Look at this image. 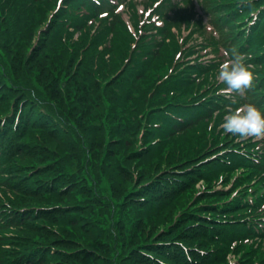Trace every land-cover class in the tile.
Here are the masks:
<instances>
[{
  "label": "trees",
  "instance_id": "obj_1",
  "mask_svg": "<svg viewBox=\"0 0 264 264\" xmlns=\"http://www.w3.org/2000/svg\"><path fill=\"white\" fill-rule=\"evenodd\" d=\"M50 1L40 0L32 10L34 4L30 0H0V5L3 6L0 9V87L5 85L4 87L10 89L9 94L0 93V112L6 109L5 112L8 113V106H12L11 101L17 97L19 85L23 96L17 100V105L23 103L27 110L36 111L30 101L37 103L39 100L51 110L57 111L67 123L68 127L64 128L62 134L40 133L38 137V133L26 134V150L29 154H24V163L27 166L39 158L50 157L57 162L54 167L59 174L64 177L72 175V154L88 147L93 149L101 141L118 142L121 157L120 168L117 170L118 160L111 164L106 161L104 167L99 158L93 157V161H90L74 156V161L79 162L82 168L81 176L86 181L91 178L94 188L99 189L98 196L104 194V203L101 218L97 211H82L83 216L79 220L67 218L55 226L54 230L60 234V243L71 244L72 247L68 250L74 251L75 245L85 243L93 246L102 238L112 237L114 242L110 250L105 251L101 247L97 250L101 256H111L112 264H138L134 249L125 250L126 239L147 240L143 243L147 244L152 239L160 237L161 240L174 236L180 237L185 243L193 244L194 225L199 224L206 214L215 213L212 209L220 192L204 191L207 186L205 184L198 189L196 184L202 178L197 174L183 173L188 168L184 164L194 159V149L189 150L184 161L172 165L158 159L165 147L156 149L154 156L141 158V152H137L133 144L138 141L141 131L149 128L151 114L154 112L149 113L150 108L137 101L128 104L136 90L127 82L118 86V93L112 87L114 82H105L107 66L112 71L116 58L121 56L117 52L120 49L119 41L113 42V37V45L105 47L103 51L99 50V45L96 46L98 37L85 47L82 44H85L87 37L72 41L68 36V29L64 28L68 12L63 10L54 18L50 13L54 5L50 6ZM36 10H40L39 16ZM34 22L45 29L39 40L40 48L33 52L45 51V57L39 59L31 54L21 62L16 58V53L32 35ZM256 59L264 64V50L254 58ZM39 61H44L45 69L41 66L37 71L28 69L29 64L37 65ZM148 63L152 65L149 71H145L143 76H134L145 86L151 84L154 76L163 69L160 59H150ZM89 70L93 72V78L88 73ZM246 99L264 114V82L260 88L248 92ZM115 109L120 110L114 115ZM3 116L10 117L9 114L0 117ZM185 130L192 131L194 128L189 125ZM210 135L211 133L206 136ZM167 137H170L168 145L175 137ZM199 146V151H203L204 145ZM110 148L112 149L111 146ZM133 158L138 159V162L132 164L130 161ZM156 160L159 162L153 166ZM224 165L223 159L212 163L209 168L210 175L216 176L223 169H226L225 173L228 172L229 168ZM146 168L148 177L142 178ZM102 173L105 175V184L101 183ZM192 175L194 179H191ZM205 180L207 184L210 182L208 178ZM150 182L151 193L149 200H146L149 190L146 186ZM188 191H193L194 197L180 207L170 224L160 230L159 226L143 229L145 221L171 209ZM85 205L101 208L100 204ZM91 230L94 233H90ZM137 246L139 245L132 247ZM126 256L127 262L124 260Z\"/></svg>",
  "mask_w": 264,
  "mask_h": 264
},
{
  "label": "rangeland",
  "instance_id": "obj_2",
  "mask_svg": "<svg viewBox=\"0 0 264 264\" xmlns=\"http://www.w3.org/2000/svg\"><path fill=\"white\" fill-rule=\"evenodd\" d=\"M40 2H36V4H39ZM191 4V3H190ZM142 5V3H140V1L138 2V8ZM51 6V4H50ZM191 8V5H189ZM38 16H39V12L40 10H36ZM129 18L131 19V15H128L126 17L127 21H130ZM178 18H179V24H182V20H183V13H179L178 14ZM132 20V19H131ZM38 29H40V24H38ZM92 29L94 30V28L90 27V29L86 30L84 33H80L78 35V38H82V37H87V35L89 33H91ZM116 38H115V42L119 41L118 46L120 47L123 44V40L126 41L125 39V34H128L126 28L123 26L121 28L116 29ZM36 40V36L34 35H30V37L28 38L25 46H23L20 50H18V52L16 53V58L23 62L24 60L28 59L31 56V48L32 45L34 44ZM113 44V43H112ZM41 53L43 54V56H41ZM38 51L35 52V54L33 55V57H37L40 59L45 57V53L44 51ZM40 66L42 67V69L44 68V61L43 62H37V65H33V64H29L28 69H33V70H40ZM32 76H35L34 74H31ZM33 79V78H32ZM197 131L195 130H190V131H186L184 134L178 135L176 136L170 144H168L167 146H165V148L163 149V151L161 152V154L158 155V159H161L164 163L168 164V165H172L173 163H177V162H182L186 159V157L189 155V150L192 151L194 149V153L192 155L193 162L196 161H201L203 159H205L206 157H208L207 153H204L205 151H199L200 146L197 144L198 138H197ZM229 145H224L218 149H216V151H221V150H225L228 149ZM94 152L99 153V150L95 149ZM171 159V160H170ZM167 161V162H165ZM132 164L133 163H137L138 159L133 158L130 161ZM156 162H159V160H156L153 164V166L156 164ZM147 168L144 170L143 174H142V178L144 177H148L147 175ZM235 174H237L236 172L233 173L232 175L228 176L227 178L224 177L223 179H219L218 182L220 181V183H218L217 185L215 184H211L208 185L204 191L209 192L215 189H220V190H229L231 189V183L235 181ZM248 173H245V175ZM194 197L193 191H188L184 196L180 197V200L175 202L172 206L171 209H169L168 211L162 213L159 216H154L155 218H151L149 221H145V223L143 224V229L144 227L146 228H155L156 226H159V229L164 228L165 226H167L168 224H170V221L173 219V217L177 214L178 210L180 209V207L182 205H184L185 203H187L190 199H192ZM52 239H56L55 235L52 236ZM57 240V239H56ZM261 253H263L262 251H260ZM229 258V257H228ZM246 258H243V253L240 252L239 250H237V252L233 255V257L231 258V262H234L236 264H244L241 263L242 260H245ZM228 261V259H227ZM224 264V263H222Z\"/></svg>",
  "mask_w": 264,
  "mask_h": 264
},
{
  "label": "clouds",
  "instance_id": "obj_3",
  "mask_svg": "<svg viewBox=\"0 0 264 264\" xmlns=\"http://www.w3.org/2000/svg\"><path fill=\"white\" fill-rule=\"evenodd\" d=\"M224 55L228 56V52L226 51ZM256 78L254 66L246 64L242 55L233 53L232 58L226 59L219 66L217 79L226 85L219 93L227 97L233 93L243 95L252 89ZM220 128L226 134L240 138H264V114L252 104L243 105L227 114ZM211 130L212 126H209V131Z\"/></svg>",
  "mask_w": 264,
  "mask_h": 264
}]
</instances>
